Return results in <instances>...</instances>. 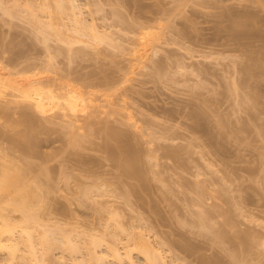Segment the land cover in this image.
<instances>
[{
	"label": "rangeland",
	"instance_id": "374dc122",
	"mask_svg": "<svg viewBox=\"0 0 264 264\" xmlns=\"http://www.w3.org/2000/svg\"><path fill=\"white\" fill-rule=\"evenodd\" d=\"M75 5L70 0H0V51L9 57L21 53L22 65L38 58L41 74L48 71L43 77L71 83L87 100L76 118L79 126L90 127L71 128L79 137L87 133L79 138L81 146L70 142L71 129L65 128L70 121L66 118L63 126L54 115L60 108L47 117L39 114L44 125L54 124L40 133L38 158L8 143L22 130L14 112L20 107L11 102L16 107L10 121L8 116L0 120L7 121L5 131L2 125L0 130L11 136L0 138V154L3 147L16 166L26 159L40 167L51 165V180L41 176L50 189L44 192L38 221L43 226L33 229L34 242L42 232L78 246L73 251L62 240L39 262L94 264L89 258L96 251L102 255L99 264H147L142 238L162 255H156L157 264H264V67L254 69L264 62V0H75ZM78 18L90 28L80 26ZM236 22H246L245 27ZM103 125L128 131L131 145L141 148L136 160L141 177L137 164L131 175L101 148L109 140L105 130L98 132ZM100 176L105 177L101 183ZM9 211L13 223H24L20 211ZM14 237L21 247L18 256L11 259L0 249V263L31 264L19 226Z\"/></svg>",
	"mask_w": 264,
	"mask_h": 264
},
{
	"label": "bare ground",
	"instance_id": "6f19581e",
	"mask_svg": "<svg viewBox=\"0 0 264 264\" xmlns=\"http://www.w3.org/2000/svg\"><path fill=\"white\" fill-rule=\"evenodd\" d=\"M70 3H71V5L74 7V8H76L78 5H75V0L73 1V0H70ZM31 5V4H30ZM63 5V4H62ZM31 6H34V4L33 5H31ZM38 7H39V5H38ZM59 7L60 8H63V6H60L59 5ZM29 8V7H28ZM33 8V7H32ZM36 9H37V6H36ZM66 9V8H65ZM39 10H40V8H39ZM38 10V12H40ZM61 11H62V9H60ZM34 11H35V9H34ZM163 11V10H162ZM165 11V10H164ZM33 12V11H32ZM168 12V11H167ZM120 13V12H119ZM164 13V12H163ZM32 14V13H31ZM40 14V13H39ZM116 14V13H115ZM33 15V14H32ZM122 15V14H121ZM121 15L119 14L118 16H119V18H120V20L123 18V16H122V18H121ZM124 15V14H123ZM160 15H162V13H160ZM166 15V14H165ZM158 16V15H157ZM163 16H164V14L162 15V19H163ZM243 17H244V15H242ZM33 17L35 18L34 20H36V22H39L40 23V18H39V15L37 14V12L35 11V16L33 15ZM77 17V16H76ZM150 17V16H149ZM152 17V16H151ZM150 17V18H151ZM158 17H160V16H158ZM144 18V17H143ZM153 18H154V16H153ZM157 18V17H156ZM238 18V17H237ZM248 20L250 19V18H247ZM78 20H79V18L76 20L77 22H78ZM155 21H156V19H154ZM234 20H235V18H234ZM244 20H245V18H244ZM244 20H242V21H244ZM82 21V20H81ZM80 21V22H81ZM122 21V20H121ZM135 21V20H134ZM146 21V20H145ZM238 21H240V20H238ZM80 22H78V24L80 23ZM133 22V21H132ZM136 22V21H135ZM137 22H138V20H137ZM140 22V21H139ZM157 22V21H156ZM241 22V21H240ZM240 22H236L237 24H239ZM250 22V21H249ZM41 23H42V21H41ZM123 23V22H122ZM125 23V22H124ZM141 23H142V21H141ZM149 23V22H148ZM77 24V25H78ZM81 24L83 25V26H85V28H87V27H89L88 25H87V27H86V25H84L82 22H81ZM81 24H79L80 26H82ZM121 24V23H120ZM143 24V23H142ZM147 23H145L144 25H146ZM160 24V23H159ZM234 24V23H233ZM245 24H246V22H245ZM245 24L244 23H240V25H244V27H245ZM79 25H78V27H79ZM123 25V24H122ZM126 25V24H125ZM128 25V24H127ZM139 25H141V24H139ZM162 24H160V27H162L161 26ZM130 26H131V24H130ZM132 26H134V27H136V25H134V23L132 24ZM132 26H131V28H132ZM233 26V25H232ZM239 26V25H238ZM247 26H248V24H247ZM127 27V26H126ZM133 27V28H134ZM143 27V26H142ZM41 28V27H40ZM84 28V27H83ZM90 28V27H89ZM131 28L129 29V30H131ZM137 28H138V25H137ZM144 28V27H143ZM146 28H148V27H146ZM238 28V27H237ZM78 29V28H77ZM142 29V28H141ZM244 29V28H243ZM40 30V29H39ZM73 30V29H72ZM79 30V29H78ZM84 30H86V29H83L82 30V28H81V31H82V33L83 32H87V31H84ZM133 30V29H132ZM134 30H135V28H134ZM137 30V29H136ZM139 30V29H138ZM37 31H38V29H37ZM42 31V30H41ZM80 31V30H79ZM80 31V32H81ZM92 32V29L91 30H89V32ZM144 31V30H143ZM243 31V30H242ZM136 32V31H135ZM139 32V31H138ZM142 32V31H141ZM237 32H239L238 30H237ZM39 33V32H38ZM94 33V32H93ZM148 33V31L146 32V34ZM87 34V33H86ZM91 34V33H90ZM138 34V33H137ZM136 34V35H137ZM143 33H141L140 35H142ZM145 34V33H144ZM82 35V34H81ZM84 35V34H83ZM89 35V34H88ZM93 35V34H92ZM95 35H97L98 36V34L96 33ZM135 35V34H134ZM139 35V36H140ZM148 35V34H147ZM62 36V35H61ZM86 36V35H85ZM91 36V35H90ZM94 36V35H93ZM143 36V35H142ZM141 36V37H142ZM145 36V35H144ZM143 36V37H144ZM39 37V36H38ZM87 37V36H86ZM89 37V36H88ZM100 37V36H99ZM99 37H97V39L99 38ZM156 37V36H155ZM32 38V37H31ZM34 38V37H33ZM45 38H47V36H45ZM58 38H59V36H58ZM61 38V37H60ZM59 38V39H60ZM78 38V37H77ZM80 38V37H79ZM90 38V37H89ZM88 38V39H89ZM159 38V37H158ZM164 38V37H163ZM42 39H43V37H42ZM58 39V40H59ZM147 39H148V37H147ZM149 39H151V38H149ZM168 39V38H167ZM44 40H46V39H44ZM63 40V39H62ZM76 39H74V41H75ZM78 40H80V39H78ZM83 40V39H82ZM92 40H93V38H92ZM140 41H142L141 39H139ZM144 40V39H143ZM159 40V39H158ZM165 40V39H164ZM43 41V40H42ZM64 41V40H63ZM68 41V40H67ZM91 41V40H90ZM139 41V42H140ZM161 41V40H160ZM33 42H36V41H33ZM77 42H79V41H77ZM101 42V41H100ZM144 43H146V45L148 44L147 42H149V41H147V42H145V40L143 41ZM143 42H141L140 44H143ZM18 43V42H17ZM37 43H39V42H37ZM43 43V42H42ZM49 43V42H48ZM89 43V42H88ZM165 43V42H164ZM171 43V42H170ZM40 44H41V42H40ZM92 44V43H91ZM169 44V43H168ZM7 46V45H6ZM31 48V47H30ZM34 48V47H33ZM69 48H71V47H69ZM68 49V48H67ZM1 50V49H0ZM23 50V49H22ZM36 50H37V48H36ZM62 50H65V49H62ZM71 50V49H70ZM28 51V50H27ZM44 51V50H43ZM55 51V50H54ZM78 51V50H77ZM6 53V51H5V49H3L2 51H0V120L2 119H6V117L8 116V118H7V121H8V119H9V115L11 114V116H12V114L15 112L16 114H17V116L19 115L20 116V119L18 120L19 121V123L18 124H21V125H23V127H22V130L20 131V133H18L19 135H17L16 136V138H15V136H14V134L12 135V136H14V138L13 137H9L8 135L9 134H6L7 136H5L4 135V131H5V127H6V123L5 122H7V121H4V123H3V121L1 122L0 121V127H1V125H2V131L0 130V138H2V141L3 140H5V138H7V137H9L10 138V141H8V143L9 142H13L14 144H16V148H17V146H18V148L19 147H21L22 149H23V152H30L31 153V155H33V156H36L37 158L38 157H40V155H39V151L37 152V150H38V146H40V145H42V143H43V141H41V136H40V133H42L43 131L45 132V130H47V128L49 129V127H47L46 125L48 124V123H46L45 125H44V123H42V122H40V115L39 114H41V116H45V117H47L46 115H48V114H53V111H56L58 108H60L59 110H61V112L59 113H57V114H54V115H57L58 117H59V119H60V121L62 120V122L63 121H66V118L70 121V122H68V124L66 123V126L67 127H65V128H68V130L70 131V129L72 128H76V129H78V128H82V129H86V127L88 128V127H90V125H85V128L83 127V125L82 124H80V126H79V123H78V121L80 120V119H78V118H76L77 117V112L78 111H80L79 110V108L80 109H82V110H85L86 109V106H84L85 104H86V97L84 96V93L83 92H81V90H79V89H75V87H72V85L70 86V84H67V83H69V82H67L66 84L65 83H60V82H58L59 81V79H58V77H57V79L56 78H51L50 76L48 77L47 75V77H43L42 76V74L44 75L46 72L48 73V71H46L45 73H42L41 74V67H40V61L38 60V58H35V59H37V60H34V62H32V63H28L27 65H22L23 64V61H22V58H23V55L21 54V53H17V54H15V56L13 55V56H11V57H9V56H7V54H5ZM40 53V52H39ZM69 53V52H68ZM76 53V52H75ZM49 54V53H48ZM48 54H47V56H48ZM50 54H52V53H50ZM70 55H72L71 53H69ZM74 54V53H73ZM155 54V53H154ZM36 55V54H35ZM55 55H56V53H55ZM67 55V54H66ZM70 55H68V57L70 56ZM76 55V54H75ZM37 56H40V55H37ZM44 56H45V54H44ZM144 56V55H143ZM150 56V55H149ZM148 56V57H149ZM41 57H42V55H41ZM66 57V56H65ZM72 57V56H71ZM30 58V57H29ZM34 58V57H33ZM51 58V57H50ZM53 58V57H52ZM55 58V57H54ZM70 58V57H69ZM73 58V57H72ZM42 60V59H41ZM73 60V59H72ZM254 60V59H253ZM253 60H252V63H253ZM44 61V60H43ZM46 61H47V58H46ZM49 61H51V60H49ZM53 61H54V59H53ZM52 61V62H53ZM258 61H260V60H258ZM29 62V61H28ZM51 62V63H52ZM254 62L256 63V61L254 60ZM258 63V62H257ZM256 63V66H254V69L259 65L261 68H263L264 67V62H262V61H260L258 64ZM25 64V63H24ZM42 64V63H41ZM44 64V63H43ZM53 64V63H52ZM253 65H255V64H253ZM42 66V65H41ZM45 66V65H44ZM146 66V65H145ZM252 67V68H251ZM45 68V67H44ZM50 68V67H49ZM48 68V69H49ZM161 68V67H160ZM250 68L251 69H253V66H250ZM258 69H259V67H257ZM54 69V68H53ZM44 70V69H43ZM208 70V69H207ZM247 70V69H246ZM250 70V69H249ZM256 70V69H255ZM254 70V71H255ZM51 71V70H50ZM251 71V70H250ZM250 71H249V73H250ZM252 72V71H251ZM46 73V74H47ZM52 73H53V71H52ZM248 73V74H249ZM50 74V73H49ZM93 74H95V73H93ZM246 74V73H245ZM86 76V75H85ZM87 76H88V74H87ZM104 76V75H103ZM102 76V78H104ZM89 78V77H88ZM106 78V77H105ZM243 78V77H242ZM92 79V78H91ZM95 79V78H94ZM101 79V78H100ZM114 78H112L111 77V80L112 81H114L113 80ZM238 79V78H237ZM243 79H245V78H243ZM61 80V79H60ZM86 80V79H85ZM89 80V79H88ZM103 80V79H102ZM106 80V79H105ZM110 80V79H109ZM116 80V79H115ZM111 81V82H112ZM85 82V81H84ZM87 82V81H86ZM89 82V81H88ZM92 82H93V79H92ZM100 82V81H99ZM106 82V81H105ZM110 82V84H113V83H111ZM242 82V81H241ZM247 82V81H246ZM101 84H102V82H100ZM104 83V82H103ZM243 83H245V82H243ZM106 84V83H105ZM108 84V83H107ZM86 85H87V83H86ZM100 85V84H99ZM246 85V84H245ZM109 86V85H108ZM81 89V88H80ZM86 94V93H85ZM10 97V98H9ZM12 97V98H11ZM14 97V98H13ZM86 100V101H85ZM11 102H14L15 104H17L20 108H19V110H15L14 108L16 107V106H11V104H13V103H11ZM81 106H83V107H85V109H83V107L81 108ZM56 107H57V109H56ZM11 108H13L15 111L12 113V111H13V109H12V111L10 112V110H11ZM104 110V109H103ZM102 111V110H101ZM195 112V111H194ZM199 112V111H198ZM92 113V112H91ZM15 114V115H16ZM51 114V115H52ZM104 114V113H103ZM194 114V113H193ZM39 115V116H38ZM190 115H192V113L190 114ZM195 115H199V114H197L196 112H195ZM206 115V114H205ZM18 116V117H19ZM56 116V117H57ZM70 116H74L73 118L72 117H70ZM57 117V118H58ZM69 117V118H68ZM129 117V116H128ZM206 117V116H205ZM13 119L15 118V117H12ZM51 118V117H50ZM54 118V117H53ZM132 118V117H131ZM4 119V120H5ZM10 119H11V117H10ZM10 119H9V121H10ZM12 119V120H13ZM98 119H100V118H98ZM104 119V118H103ZM106 119V118H105ZM191 119H193V118H191ZM195 119V118H194ZM198 119V117L196 118V120ZM200 119H202V117H200ZM205 119V118H204ZM14 120H16V119H14ZM93 120V119H92ZM94 120H96V118L94 119ZM51 121H53V120H51ZM81 121V120H80ZM97 121V120H96ZM95 121V122H96ZM99 121V120H98ZM97 121V123H95L94 124V121H88V124H91V126L94 124V125H98V127H97V130H98V128L99 129H101L102 128V125H101V127H99V125L100 124H102V123H99ZM104 121V120H103ZM198 121V120H197ZM67 122V121H66ZM75 122H77L78 123V125H76V123ZM90 122V123H89ZM101 122H102V120H101ZM110 122V121H109ZM132 122V121H131ZM195 122V121H194ZM12 123V122H11ZM15 122H13L12 124H14ZM42 123V124H41ZM57 123V122H56ZM58 123H60L61 124V122H59L58 121ZM93 123V124H92ZM99 123V124H98ZM107 122L105 121V124H106ZM10 124V123H9ZM8 124V125H9ZM53 124H54V122H53ZM53 124H48V126L49 125H53ZM104 124V123H103ZM198 124V123H197ZM17 125V124H16ZM57 125V124H56ZM59 125V124H58ZM61 125H63V126H65V123L63 122ZM82 125V126H81ZM111 125V124H110ZM12 126V125H11ZM76 126V127H75ZM132 126V125H131ZM4 127V128H3ZM120 127V126H119ZM196 127V126H195ZM7 128V127H6ZM13 128V127H12ZM103 128L104 129H102V130H99L98 132H103L104 130L106 131V135L107 136H109V138H107V139H109V140H107L106 141V139H105V141L103 140V142L102 143H104L103 144V146L104 147H101L102 146V144H99L100 145V147L101 148H105V150L106 151H108V155H110V157H112V158H114V160L116 159L117 160V164H119V167L120 166H122V168H123V170H127V173H132L131 175H134L135 174V172L134 171H132V170H134L132 167L135 165V164H137V166H138V164L139 163H137V161L139 160V159H137L138 158V154H139V152H140V150H141V148H139L138 150L139 151H136V147L134 146V145H131V143H133V142H131L132 140L130 139V136L129 135H127V132L125 133V131L126 130H123V131H120L118 128V130L117 129H113V127H111V126H108L107 127V125H106V127H104V125H103ZM122 128V127H121ZM135 128V127H134ZM198 128H201V127H198ZM197 128V129H198ZM4 129V130H3ZM21 129V128H20ZM50 129H52L51 127H50ZM71 129V131L69 132V131H67V132H69L68 134H69V136L71 137V140L72 141H70V142H75L76 144H78L79 143V145H80V143H82V141L81 142H79L80 141V137H83V136H86L87 137V133H85L84 132V135H81L80 133L81 132H79L78 134L80 135V137L77 135V131L79 130L80 131V129H78L77 131H74L73 132V130ZM96 129V128H95ZM138 129V128H137ZM191 129V128H190ZM193 129H194V127H193ZM7 130V129H6ZM18 130H19V128H18ZM83 130V131H84ZM122 130V129H121ZM139 130V129H138ZM202 130H203V128H202ZM56 131V130H55ZM82 131V130H81ZM83 131H82V134H83ZM86 131H87V129H86ZM195 131V130H194ZM201 131V130H200ZM15 132H17V130L15 131ZM49 132V131H48ZM50 132H52V131H50ZM61 132V131H60ZM71 132H73V133H71ZM89 132V131H88ZM97 132V131H96ZM98 132H97V134H98ZM101 132L99 133V134H101ZM196 132V131H195ZM62 133H64L65 134V132L63 131ZM70 133H71V135H70ZM46 134H47V132H46ZM53 134V133H52ZM67 134V133H66ZM65 134V135H66ZM93 134V133H92ZM98 134V135H99ZM129 134H130V132H129ZM5 136V138L3 137V136ZM16 135V134H15ZM89 135V134H88ZM40 136V137H39ZM78 136V137H77ZM105 136V135H104ZM49 137V136H48ZM52 137V136H51ZM69 137V138H70ZM101 137V136H100ZM4 138V139H3ZM8 138V139H9ZM42 138H43V136H42ZM64 138V137H63ZM68 138V142H69V139ZM129 138V139H128ZM7 139V140H8ZM45 139H46V137H45ZM45 139H42V140H44V141H46ZM51 139H53V138H51ZM60 139V138H59ZM58 139V140H59ZM67 139V138H66ZM133 139V138H132ZM11 140H13V141H11ZM50 139H48V141H49ZM55 140H57V139H55ZM61 140V139H60ZM84 140V139H83ZM112 140H114L116 143H115V145H113V141ZM131 140V141H130ZM135 140V139H134ZM40 141H41V143H40ZM53 141V140H52ZM131 143H130V142ZM1 142V141H0ZM60 142V141H59ZM67 142V143H68ZM78 142V143H77ZM87 142V141H86ZM113 142V143H112ZM12 143V144H13ZM39 143H40V145H39ZM50 143H51V140H50ZM53 143H55V142H53ZM88 143V142H87ZM11 144V143H10ZM13 144V145H14ZM56 144V143H55ZM70 144V143H69ZM72 144V143H71ZM70 144V145H71ZM93 144V143H92ZM46 145V144H45ZM73 146H74V144H72ZM71 145V146H72ZM86 145V144H85ZM44 146V145H43ZM81 146V145H80ZM79 146V147H80ZM7 147V146H6ZM11 147V146H10ZM65 147V146H64ZM63 147V148H64ZM78 147V145H77V149L79 148ZM93 147V146H92ZM169 147V146H168ZM18 148H17V150H18ZM69 148H70V146H69ZM138 148V147H137ZM167 148V147H166ZM11 149H12V147H11ZM11 149H10V151H11ZM14 149V148H13ZM22 149H21V151H22ZM65 149H67V148H65ZM73 149V148H72ZM74 149H75V147H74ZM1 150V149H0ZM2 150L4 151L2 154H4V158L2 157V156H0V157H2V159L0 160V249H6L7 251H8V254H9V256H10V258L11 259H13V258H15L16 256H18L17 255V253H18V251H20L21 249V247H19V243H17L16 242V239H15V237H14V234H15V229L17 228V226H19L20 227V234L21 235H23V236H25V240H26V243H27V245H26V247L24 248L25 250H27V252H24L25 254H27V253H29V255H25V256H27V258H28V256H31V257H29L27 260H31L32 261V263H34V264H38V262H39V260H38V258L40 259H43V257H45V256H43V255H48V254H50V252H51V250H52V248H54V246H56V245H58L57 243H59L60 244V242L62 241V240H64V238H61L62 240L59 242L58 240H60V239H58L57 240V238H59V237H55V239L53 240V239H49V238H51V237H48V235H46V233L45 234H43L42 232H40V231H38V232H40V234H43V235H45L44 237H43V235H40V234H38L39 235V241L36 239V237H35V240H37L38 242H36V244H39V249L41 248L42 249V257H39L38 255H37V253L39 254V252L41 251V249L37 252V250L38 249H35L36 247H37V245H36V247H35V242H34V237H33V233H35L34 231H33V229H35L37 226H38V224H39V219H40V216H39V211H40V208L44 205V199H45V196L49 193L48 191H49V189L47 190V189H45L46 187L45 186H43V183H44V180H46L47 181V179H42V177L44 176H47L48 178L50 177V176H48L51 172V170L49 171L48 169H49V167H48V165L47 164H45L44 166H46V167H40L39 165L40 164H35V162H32V161H27L28 159H26V157L24 158V159H26V160H24V159H22L21 158V160H24V162L22 163V162H20V164H23V165H18V162H16L17 163V166H16V164L14 165V163H12V162H10V158H13L12 156L10 157V158H8V159H10V160H7V155H6V152H5V150L6 149H3V147H2ZM8 150V149H7ZM16 150V149H15ZM41 150V149H40ZM63 150V149H62ZM103 150V149H102ZM155 150V149H154ZM189 150V149H188ZM9 151V152H10ZM13 151V150H12ZM55 151V150H54ZM64 151H66V150H64ZM68 151V150H67ZM73 151V150H72ZM79 151V150H78ZM105 151V152H106ZM174 151V150H173ZM46 152V151H45ZM71 152V150L69 151V153ZM75 152V151H74ZM73 152V153H74ZM187 152V151H186ZM191 152V151H190ZM1 153V152H0ZM10 153H12V152H10ZM10 153H9V155H10ZM54 153V152H53ZM107 153V152H106ZM168 153V152H167ZM167 153H166V155H167ZM2 154H0V155H2ZM15 154H16V152H15ZM14 154V155H15ZM19 154V153H18ZM27 154V153H26ZM72 154V153H71ZM71 154H70V156H71ZM76 154H77V152H76ZM80 154V153H79ZM150 154V153H149ZM187 154V153H186ZM8 155V156H9ZM20 155V154H19ZM19 155L17 156L18 158H20L19 157ZM21 155H22V153H21ZM31 155H30V157H31ZM56 155V154H55ZM67 155V154H66ZM108 155H106V156H108ZM172 155V154H171ZM170 155V156H171ZM16 156V155H15ZM46 156V155H45ZM44 156V157H45ZM104 156H105V154H104ZM140 156H142V155H140ZM168 156V155H167ZM73 157V156H72ZM78 157V156H77ZM79 157H80V155H79ZM48 158H50V157H48ZM140 158V157H139ZM174 158H175V156H174ZM179 158V157H178ZM15 159V158H14ZM40 159V158H39ZM68 159H70V157L68 158ZM75 159H76V157H75ZM78 159V158H77ZM76 159V160H77ZM142 159V158H141ZM18 160V159H17ZM20 160V159H19ZM48 160V159H47ZM72 160H74V158H72ZM137 160V161H136ZM177 160V159H176ZM26 161V162H25ZM45 161V160H44ZM78 161V160H77ZM68 162H72V161H68ZM116 162V161H115ZM140 162V161H139ZM180 162V161H179ZM72 163H74V162H72ZM84 164V163H83ZM186 164V163H185ZM42 165V164H41ZM66 165H68L67 163H66ZM76 165H77V163H76ZM80 164H78V166H79ZM143 165V164H142ZM38 166H39V168H40V170H38ZM43 166V165H42ZM49 166H51V165H49ZM114 166H115V164H114ZM116 166H118V165H116ZM181 166V165H180ZM183 166V165H182ZM66 167V166H65ZM69 167V166H68ZM82 167V166H81ZM91 167V166H90ZM119 167H117V168H119ZM184 167V166H183ZM48 168V169H47ZM52 168V167H51ZM78 168V167H77ZM116 168V169H117ZM121 168V169H122ZM130 168H132V169H130ZM135 168L137 169V175H140L138 172H139V170H138V168H139V166L138 167H136V165H135ZM64 168H62V170H63ZM130 169V170H129ZM140 169V168H139ZM56 170V169H55ZM91 170V169H90ZM120 170V169H119ZM122 170V171H123ZM144 170V169H143ZM142 170V171H143ZM37 171V172H36ZM39 171V172H38ZM65 171V170H64ZM63 171V172H64ZM66 171H67V169H66ZM124 171V172H125ZM35 172V173H34ZM49 172V173H48ZM56 172V171H55ZM120 172V171H119ZM118 172V173H119ZM123 172V173H124ZM59 173H60V171H59ZM121 173V172H120ZM126 174V173H125ZM129 174H127L128 176H129ZM54 175H55V173H54ZM61 175V174H60ZM65 175V174H64ZM68 175V174H67ZM94 175V174H93ZM124 175V174H123ZM136 175V176H137ZM42 176V177H41ZM63 176V175H62ZM98 176V175H97ZM97 176H94V177H97ZM47 177H45V178H47ZM66 177V176H65ZM99 177V176H98ZM97 177V178H98ZM138 177V176H137ZM140 177H141V175H140ZM62 178H64V177H62ZM80 178V177H79ZM93 178V177H92ZM103 178H105L104 176H103ZM103 178H101V176H100V178H99V180L98 181H100L101 179H103ZM107 178V177H106ZM136 178V177H135ZM50 179V178H49ZM53 179V178H52ZM60 179V178H59ZM66 179V178H65ZM65 179H64V181H65ZM94 179H96V178H94ZM119 179V178H118ZM123 179H124V177H123ZM138 179V178H137ZM139 179H141V178H139ZM143 179V178H142ZM51 180V179H50ZM63 180V179H62ZM61 180V181H62ZM112 180V179H111ZM49 181V180H48ZM48 181H47V183H48ZM54 181V180H53ZM58 181V180H57ZM95 181V180H94ZM98 181H96V182H98ZM104 181H105V179H104ZM85 182H87V181H85ZM93 182V181H92ZM95 182V183H96ZM102 181H100V183H101ZM107 182V181H106ZM94 183V184H95ZM109 183V182H108ZM132 183H135V182H132ZM45 184V183H44ZM50 184V183H49ZM81 184V183H80ZM86 184V183H85ZM104 184L106 185V183L104 182ZM103 184V185H104ZM112 184V183H111ZM197 184H198V182H197ZM48 185V184H47ZM50 185H52V184H50ZM50 185H48V186H50ZM82 185V184H81ZM100 185V184H99ZM142 185V184H141ZM145 185H147V184H145ZM86 186V185H85ZM93 186H95V185H93ZM134 186V185H133ZM198 186H199V184H198ZM200 186H201V184H200ZM92 187V186H91ZM108 187V186H107ZM148 187V186H147ZM52 188V187H51ZM93 188V187H92ZM198 188H200V187H198ZM47 190V191H45V190ZM78 189V188H77ZM81 190V189H80ZM52 191V190H51ZM92 191V190H91ZM112 191V190H111ZM111 191H110V193H111ZM44 192H45V194H44ZM76 192V191H75ZM78 192H79V190H78ZM77 192V193H78ZM82 192V191H81ZM84 192V191H83ZM86 192V191H85ZM148 192H149V190H148ZM74 193V192H73ZM104 193L106 194V192H105V190H104ZM109 193V192H108ZM44 194V195H43ZM88 194V193H87ZM100 195V194H99ZM44 198V199H43ZM43 204V205H42ZM13 210V211H20V213H22V220L21 221H23L24 223L22 224V225H20V224H15V222L13 223L12 222V220H10L9 219V210ZM9 211V212H8ZM212 211V210H211ZM232 212V211H231ZM211 213V212H210ZM11 216V215H10ZM11 218V217H10ZM21 218V217H20ZM230 220V219H229ZM39 221V222H38ZM21 223V222H20ZM40 226L42 225V221H41V223L39 224ZM40 226H38V229H40L41 227ZM43 226V225H42ZM37 229V230H38ZM41 230H42V228H41ZM37 232V231H36ZM218 233V232H217ZM33 234V235H32ZM246 234L247 233H245V236H244V234H243V236L246 238L247 236H246ZM38 235H37V237H38ZM35 236H36V234H35ZM43 238H42V237ZM53 236H56V235H53ZM54 238V237H53ZM221 238V237H220ZM41 239V240H40ZM141 239V244H139L140 245V247L142 248V254H144V257L147 259H145L146 260V262L148 261V263L147 264H149V263H152L153 261H155V263H152V264H157L156 262H157V256L159 257V259H161L162 258V255H160L159 256V252H157V253H159V254H156V251H155V248L151 245V242L150 241H148V240H143L142 238H140ZM65 241V242H64ZM64 241H62V243H63V246L64 247H70V246H72L71 248H72V250L73 249H75V250H77L76 249V247L78 248V246H75L74 244H72L71 243V241L69 240V239H67V240H64ZM34 242V243H33ZM61 243V244H62ZM70 243L72 244V245H70ZM42 245V246H41ZM66 245V246H65ZM75 248H74V247ZM63 247V248H64ZM38 248V247H37ZM68 248H66V249H68ZM24 250V251H25ZM71 250V249H70ZM71 250V251H72ZM74 251V250H73ZM20 254V253H19ZM22 254H23V252H22ZM115 254H117L118 256H120V252L118 251V249H116L115 250ZM90 255H91V258H89V259H91V263H94V264H99V262H100V260L102 259V255H98L97 254V252L96 251H93V252H90ZM153 255V256H152ZM157 255V256H156ZM23 257V255H20V257ZM50 256V255H49ZM47 257V256H46ZM45 257V258H46ZM24 258H26V257H24ZM218 259V258H217ZM216 259V260H217ZM25 260V259H24ZM37 260H38V262H37ZM151 260V261H150ZM210 260V259H209ZM30 261V262H31ZM40 262H41V260H40ZM39 262V263H40ZM43 262V261H42ZM41 262V264H45V263H42ZM209 262H218V261H209ZM221 262V261H220ZM31 263V264H32ZM1 264V263H0ZM10 264H12V263H10ZM209 264V263H208ZM211 264V263H210ZM212 264H218V263H212Z\"/></svg>",
	"mask_w": 264,
	"mask_h": 264
}]
</instances>
